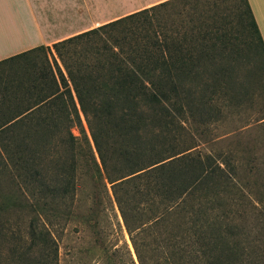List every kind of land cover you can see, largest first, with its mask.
Returning <instances> with one entry per match:
<instances>
[{
    "label": "trees",
    "instance_id": "trees-1",
    "mask_svg": "<svg viewBox=\"0 0 264 264\" xmlns=\"http://www.w3.org/2000/svg\"><path fill=\"white\" fill-rule=\"evenodd\" d=\"M177 1L0 60V159L8 158L34 210L44 214L29 227L32 247L42 250L36 264H60L50 227L74 196L79 151L110 183L135 255L126 244L107 255V264H240L234 226L217 211L222 193L237 187V164L230 154L194 151L185 139L188 125L218 119L219 91L232 88L230 63L239 49L232 48L231 26L222 29L214 18L193 23L180 11L173 21L165 8ZM243 1L246 42L259 47L264 62ZM77 41L85 44L68 62L62 49ZM52 50L67 75L51 65ZM38 52L43 58L34 57ZM80 113L99 163L87 135L71 132Z\"/></svg>",
    "mask_w": 264,
    "mask_h": 264
},
{
    "label": "rangeland",
    "instance_id": "rangeland-1",
    "mask_svg": "<svg viewBox=\"0 0 264 264\" xmlns=\"http://www.w3.org/2000/svg\"><path fill=\"white\" fill-rule=\"evenodd\" d=\"M165 9L173 21L182 11L184 21L192 18L193 23H198L207 18L222 23V29L231 26L230 34L236 41L232 48L239 49V55H232L237 60L230 63L236 70L234 81L230 80L232 88L222 87L219 91L218 119L200 126L188 125L191 133L185 139L195 145L194 151L230 154L237 164V187L222 193V205L217 211L223 223L233 225L237 233L238 262L264 264V62L259 47L247 44L246 31L241 27L248 19L244 1L179 0ZM82 41L62 49L63 58L69 62L71 55L75 57L74 50L79 52L85 44ZM43 55L38 52L34 57L41 59ZM47 57L54 69L57 62L67 75L64 60L54 50ZM249 74L248 85L241 86ZM80 115L81 124L72 126L71 132L78 137L87 135L99 163L88 125ZM90 163L83 152H77L74 196L66 199L68 207L61 206L63 211H59L55 226L50 227L58 243L60 264H107V255L114 248L123 251L127 244L132 251L110 183L104 172L98 173ZM14 174L8 158L0 159V264H36L41 262L42 250L40 245L32 247L30 221L35 217L41 224L45 218L40 209L34 210L33 199Z\"/></svg>",
    "mask_w": 264,
    "mask_h": 264
},
{
    "label": "crops",
    "instance_id": "crops-1",
    "mask_svg": "<svg viewBox=\"0 0 264 264\" xmlns=\"http://www.w3.org/2000/svg\"><path fill=\"white\" fill-rule=\"evenodd\" d=\"M165 0H0V60ZM264 44V0H247Z\"/></svg>",
    "mask_w": 264,
    "mask_h": 264
}]
</instances>
